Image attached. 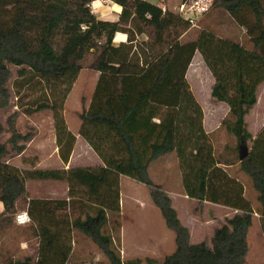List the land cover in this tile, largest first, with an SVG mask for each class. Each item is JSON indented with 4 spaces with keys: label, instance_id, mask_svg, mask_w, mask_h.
I'll use <instances>...</instances> for the list:
<instances>
[{
    "label": "trees",
    "instance_id": "1",
    "mask_svg": "<svg viewBox=\"0 0 264 264\" xmlns=\"http://www.w3.org/2000/svg\"><path fill=\"white\" fill-rule=\"evenodd\" d=\"M92 2L0 0V112L12 106L11 88L19 94L33 83L43 85L45 100L22 107L21 112L28 116L52 112L58 155L67 165L76 136L67 125L64 108L87 66L99 76L90 104L80 116L79 135L102 162L95 168H17L8 160L26 148L19 141L31 137L17 131L16 112L7 118L6 126L0 121V138L10 135L0 141L4 204L0 230L15 222L14 215L22 207L38 242L35 256L1 259L0 254V264H76L72 259L75 231L89 238L108 264H125L114 247L112 230L107 229L121 214L122 176L148 188L166 227L175 234L174 252L161 263L148 258L147 264H246L255 212L244 183L228 172L236 163L216 153L187 73L199 53L214 80L212 100L229 109L222 126L237 139V164L257 193L256 213L264 236V128L254 137L246 122L264 85V0L213 3L212 9L224 10L245 30L250 49L208 30L183 43L190 25L148 0H112L122 6L116 22L99 20L88 7ZM118 32L127 35V41L114 45ZM171 154L178 160L189 199L235 212L210 239L197 244L191 243L189 229L169 195L150 179V166ZM31 181L65 183L67 198L33 197Z\"/></svg>",
    "mask_w": 264,
    "mask_h": 264
},
{
    "label": "rangeland",
    "instance_id": "2",
    "mask_svg": "<svg viewBox=\"0 0 264 264\" xmlns=\"http://www.w3.org/2000/svg\"><path fill=\"white\" fill-rule=\"evenodd\" d=\"M152 1L163 4L165 9L175 12L181 0ZM107 10L112 13V9ZM97 15L100 17V14ZM203 30L211 31L220 38L237 42L245 48H252L245 30L220 8H214L205 15L198 27L191 28L184 35L182 42L196 40ZM191 64L187 79L195 98L203 109L205 129L213 140L216 153L224 155L236 163V165L228 167V172L244 183L245 196L255 212L253 224L248 231L249 252L246 264H264V236L261 230L260 216L256 213L260 209L257 193L254 191L251 181L239 170V164H237L239 150L235 154V149L238 146L236 137L229 134L222 126V121L228 116L229 109L225 104L212 100L211 88L214 80L200 54L196 53ZM97 75L86 66L81 71L67 98L64 114L68 127L74 133H77L81 124L80 116L83 110L87 109L90 104L98 80ZM11 89L13 92L12 106L0 112V121L6 126L7 118L15 112L18 114L15 121L17 131L31 137L28 141H19L18 143L19 145H30L26 154L28 158H23V160L29 161L35 166L41 162L46 169H59L54 155L57 144L52 112L43 111L31 116L21 112L22 107L33 106L45 100L46 92L43 85L33 83L23 88L19 94L13 88ZM246 122L249 132L254 137H257L264 128V85L258 90L257 104L247 115ZM9 137V134H5L0 138V141L5 142ZM247 145L250 147L251 143ZM15 157L13 155L8 162L12 163L11 160H14ZM86 163L91 164V159L88 158ZM149 175L151 181L162 186L171 198L180 221L189 229L192 244L210 239L214 230L223 224L225 219L235 214L228 208L189 199L183 190L175 154L161 157L155 161L150 167ZM120 186L121 219L117 218L115 222L112 219L107 229L116 230V247L122 261L125 264H147V259L151 258L161 263L165 256L175 250V234L166 227L161 212L153 204L149 190L145 185L122 176ZM22 211H26V209L20 207L17 213ZM0 235L1 259H22L25 256L36 255L38 242L29 226L19 227L13 222L8 228L0 230ZM22 243H26L27 248H21ZM78 244L79 247L76 248L73 256V263L81 261V264L93 262L108 264L107 258L103 260L102 252L90 240L80 237Z\"/></svg>",
    "mask_w": 264,
    "mask_h": 264
},
{
    "label": "crops",
    "instance_id": "3",
    "mask_svg": "<svg viewBox=\"0 0 264 264\" xmlns=\"http://www.w3.org/2000/svg\"><path fill=\"white\" fill-rule=\"evenodd\" d=\"M148 1L162 7L163 9H165L163 4H159V3L154 2L152 0H148ZM113 4L114 3H112V2L109 3L108 1L101 0V8L95 12V16L97 14H100V17H97L98 15L96 17L99 20H103V21H110V22L118 21L119 15L121 12L117 13L112 8ZM107 9H112V13H109V11ZM168 11H170V10H168ZM170 12H172V11H170ZM173 13H176V11ZM120 34H122V33H120ZM123 35H125V34H123ZM125 36L127 37V35H125ZM126 41H127V39H126ZM126 41H120L119 44L124 43ZM191 65H190V67H191ZM190 67H189V69H190ZM97 76H99V74ZM80 125H79V129L77 130V133H74L73 130H70L76 136V142H75L74 149H73V152L71 154L69 163L67 165L63 164V162L60 160V157L58 155V149L56 146L54 155H55V158L57 160L56 162L58 163L59 169H70V168H76V167H92V168H95V167L102 166V162L100 161L98 156L93 152V150L90 148V146L80 137V135H79ZM75 132H76V130H75ZM29 146L30 145H26V148L24 149V151L21 154L17 155L14 158V160H11L12 163H10V164L17 167V168L24 169V170H37V169L46 170V167H44L41 162L37 163L35 166V165H32L31 162L29 163V161L23 160V158H28L26 156V154L29 150ZM171 155H173V154H171ZM88 158L91 159V164L86 163L88 161ZM177 162H178V160H177ZM149 171H150V168H149ZM120 183H121V179H120ZM58 184H60V185H58ZM28 186L30 188L31 196H33V197L46 196V197L51 198V199L67 198V186L65 183H62V182H52L51 183V182L31 181V182H29ZM118 219H121V214L118 217ZM115 221L116 220H114V222ZM111 230H112L114 238H115V230L114 229H111ZM120 231H121V227H120ZM80 237H83L86 240H90L89 238L84 236L81 232L75 231L73 233V256L76 252V248L79 247L78 241H79ZM121 240H122V238H121ZM91 243H93V242L91 241ZM114 247H116V238H115V242H114ZM124 254H125V250H124ZM168 255H170V254H168ZM104 256L105 255L102 253L103 260H106L105 258H107V257L106 256L104 257ZM76 264H81V261H78V262L76 261Z\"/></svg>",
    "mask_w": 264,
    "mask_h": 264
},
{
    "label": "built area",
    "instance_id": "4",
    "mask_svg": "<svg viewBox=\"0 0 264 264\" xmlns=\"http://www.w3.org/2000/svg\"><path fill=\"white\" fill-rule=\"evenodd\" d=\"M213 3L214 0H182L176 8V14L185 20L191 28H195L198 27L202 18L212 10ZM24 212L27 211H22L15 215V224L19 227H25L31 223V219L24 223L18 222V214ZM28 217H30L29 214Z\"/></svg>",
    "mask_w": 264,
    "mask_h": 264
},
{
    "label": "clouds",
    "instance_id": "5",
    "mask_svg": "<svg viewBox=\"0 0 264 264\" xmlns=\"http://www.w3.org/2000/svg\"><path fill=\"white\" fill-rule=\"evenodd\" d=\"M109 3L112 2V0H108ZM88 7H90L91 11L93 14H95V12L101 8V0H93L91 5H88ZM112 8L117 12L120 13L122 12V6L119 5H112ZM127 37L123 34H120L119 32L116 33L115 35V39L113 41L114 45H118L120 41H126ZM4 208V204L3 201H0V211H3ZM17 220L19 223H24L25 221L30 220V217H28L27 212L18 214ZM21 248H27V244L26 243H22L21 244Z\"/></svg>",
    "mask_w": 264,
    "mask_h": 264
}]
</instances>
